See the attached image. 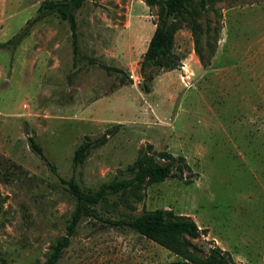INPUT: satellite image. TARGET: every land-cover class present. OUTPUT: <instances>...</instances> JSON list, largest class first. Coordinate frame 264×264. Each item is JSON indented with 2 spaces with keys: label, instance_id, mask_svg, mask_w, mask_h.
Masks as SVG:
<instances>
[{
  "label": "rangeland",
  "instance_id": "1",
  "mask_svg": "<svg viewBox=\"0 0 264 264\" xmlns=\"http://www.w3.org/2000/svg\"><path fill=\"white\" fill-rule=\"evenodd\" d=\"M45 1L0 0V264H44L66 234L77 200L61 178L98 189L128 176L143 149L182 155L190 169L143 187L141 197L109 195L83 218L57 264L181 259L114 224L157 208L208 228L192 239L200 255L218 245L235 264H263L264 0H218L198 18L205 64L192 30L180 28L174 51L182 66L156 72L150 92L141 88L140 69L156 7L86 0L77 13L82 56L75 66L68 21L48 15L26 37L16 36ZM112 127L107 142L74 168L79 143Z\"/></svg>",
  "mask_w": 264,
  "mask_h": 264
},
{
  "label": "trees",
  "instance_id": "2",
  "mask_svg": "<svg viewBox=\"0 0 264 264\" xmlns=\"http://www.w3.org/2000/svg\"><path fill=\"white\" fill-rule=\"evenodd\" d=\"M86 0H46L39 8V14L27 21L26 26L16 35L19 40L30 33V28L48 15H56L70 24L73 37L74 65L82 51L78 40V11ZM150 7L157 8L155 31L141 61V88L150 92L155 73L178 69L182 66L181 58L174 51L176 32L185 24L192 30L195 38V50L201 62L205 57L198 45L201 23L198 18L207 13L218 0H145ZM108 72L123 73L120 67L101 63ZM152 66L150 70H147ZM131 81V80H130ZM122 84L125 80L121 78ZM132 82V81H131ZM116 132V127L107 129L96 138L85 137L77 146L73 163L77 168L84 162L89 152L107 142L108 136ZM31 147L42 157L44 150L38 142L30 137ZM152 148V145L149 146ZM190 169L189 163L182 155L176 156L168 150H141L133 163L127 166L128 176L104 182L98 189H88L81 186L75 176L69 179L61 178L68 190L76 197L77 204L72 218L67 225V232L53 246L44 264H57L64 250L70 245L78 225L84 217L95 214V206L104 201L109 195L133 191L141 197L140 190L150 184L162 182L170 177H183ZM114 224H123L137 233L157 242L171 250L181 259L166 264H235L229 251L214 245L206 256L200 255L194 248L192 239L206 235L207 228H201L190 215L177 214L172 209L157 208L145 210L142 214L131 219H124ZM264 264V260H263Z\"/></svg>",
  "mask_w": 264,
  "mask_h": 264
},
{
  "label": "crops",
  "instance_id": "3",
  "mask_svg": "<svg viewBox=\"0 0 264 264\" xmlns=\"http://www.w3.org/2000/svg\"><path fill=\"white\" fill-rule=\"evenodd\" d=\"M208 229V228H207ZM214 240H216V239H214ZM216 242L218 243V244H221L218 240H216ZM222 246V245H221ZM221 248H224L223 246L221 247Z\"/></svg>",
  "mask_w": 264,
  "mask_h": 264
}]
</instances>
